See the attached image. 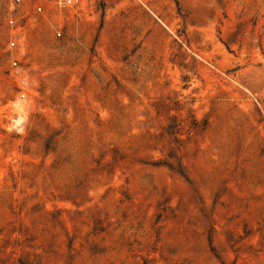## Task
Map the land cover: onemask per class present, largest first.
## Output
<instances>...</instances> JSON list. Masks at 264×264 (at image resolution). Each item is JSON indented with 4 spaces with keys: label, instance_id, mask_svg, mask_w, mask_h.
I'll list each match as a JSON object with an SVG mask.
<instances>
[{
    "label": "rangeland",
    "instance_id": "374dc122",
    "mask_svg": "<svg viewBox=\"0 0 264 264\" xmlns=\"http://www.w3.org/2000/svg\"><path fill=\"white\" fill-rule=\"evenodd\" d=\"M0 264H264V0H0Z\"/></svg>",
    "mask_w": 264,
    "mask_h": 264
},
{
    "label": "built area",
    "instance_id": "2783aa9c",
    "mask_svg": "<svg viewBox=\"0 0 264 264\" xmlns=\"http://www.w3.org/2000/svg\"><path fill=\"white\" fill-rule=\"evenodd\" d=\"M13 4H19L22 0H10ZM81 0H60V4L68 7H75L79 5ZM38 5L35 6V8H38L39 11H41L40 8H43L41 5L42 2L38 1Z\"/></svg>",
    "mask_w": 264,
    "mask_h": 264
}]
</instances>
